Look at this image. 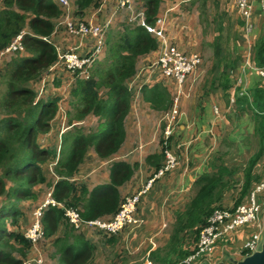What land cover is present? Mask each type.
Masks as SVG:
<instances>
[{"label":"crops","instance_id":"0c3cea01","mask_svg":"<svg viewBox=\"0 0 264 264\" xmlns=\"http://www.w3.org/2000/svg\"><path fill=\"white\" fill-rule=\"evenodd\" d=\"M69 2L70 16L77 21L93 22L105 27L106 46L109 34L113 33L116 37L120 32L121 24L128 20V13L119 8V0H100L98 6H91L81 13L77 8L78 0H69ZM187 3L190 4L186 5ZM182 4L184 6H181ZM0 6H4V3L0 2ZM135 7L146 13L143 0H135ZM197 8L201 9L203 16L206 17V26L209 23L213 25L212 21H214L210 13V20L208 19L207 10L210 12L215 9L216 13H221L222 22L216 31L211 27L209 34V30L202 28L200 13H193L194 10L198 11ZM157 18H162L165 22V40L158 39V49L142 57L138 70L144 69L148 60L158 58L164 48L174 46L186 55L201 57L202 65L197 71L198 80L197 82L189 80L183 88V93L179 95L177 81L166 78L160 69L152 71L145 69L141 73L137 72L140 77L136 81L137 86L132 93L130 111L125 120L126 137L122 147L118 153L107 158H101L93 149H89L83 164L73 176V184L78 190L71 194L68 202L79 210L81 216L82 213H89L87 219H96L97 215L103 213L109 204L114 203L115 198L107 189L112 185V181L116 180L119 183L122 178L127 177L124 183L115 185L119 195L118 200L122 202L126 196L142 190L156 175L159 165L162 164V160L158 164L162 154V111L154 108L146 100V95L158 85H163L169 91L172 104L176 99L180 104L181 112L173 141L175 145H182L180 148L176 146L180 165L176 170L155 180L152 188L141 196L137 211L138 215L145 219L143 225L126 228L116 236L105 238L98 233H90L84 229L75 230L62 219L56 232L47 237L41 245L40 255L43 257V264H58L59 256L54 243L57 239L64 237L69 229L68 226L75 231L74 234L83 236L85 242L91 247L92 253L88 264H97L104 249L115 256L118 253L128 258L133 251L141 250L144 246H147L144 249L148 252L157 249L164 251L172 240L177 214L186 211L188 204L200 188L199 179L204 175L216 174L217 168L224 164L234 172L230 180L235 184L224 190L221 194L222 198L211 206L213 208H234L238 203H240L238 206L251 203L252 192L264 183L263 153L252 169L251 187L247 193L244 191L243 186L249 161L259 148L258 142L252 144L250 139L253 137L254 141H257L252 135L251 113L243 112L242 106L235 103L232 111L227 114L231 108V98L241 91L240 87L235 86V79L238 77L237 68L242 66L244 56L245 59L248 56L245 52H240V47L246 44L252 45L250 50L252 56L255 45L264 36V0L253 2L249 23L255 29L250 36L255 37L251 38L245 34L246 21L242 17L237 0H161ZM63 19L62 14L52 19L54 32L50 37V42L56 48L57 59L54 65L45 72L46 74L43 73L47 79V92L44 99L56 100L58 104L51 129L37 136L39 146L50 152L48 160L42 165L46 183L35 187L34 199L17 204L16 211L19 214L16 212L14 217L7 220L8 228L12 233L24 232L29 225L33 208L40 204L47 191L50 190V186L58 182V178L50 170L52 168L50 163L57 157V150L62 146L63 134L71 129L70 117L73 118V123H76L78 100L72 94L76 83L75 73L68 70L65 63L59 61L58 53L77 47L78 52L86 56L96 46L94 38H82L69 34L66 28L60 25ZM225 25L227 28H224ZM229 26L232 29L230 32ZM257 31L260 32V36H257ZM208 51L211 52L210 56L207 54ZM235 52L238 54L237 57L234 56ZM20 55L31 56L28 53L0 54V94L5 91V66ZM255 78L257 80H250L248 91L243 97L249 98L248 95L252 88L264 87L261 80L256 76ZM213 107L220 108L222 116L226 118L225 122L222 123L216 119ZM2 119L3 114L0 110V125ZM243 121H246L243 131L248 135L243 140L234 142L233 132L241 131L240 124ZM103 123L98 117L89 115L84 121L75 125L82 126L85 134H91L99 132L103 128ZM226 131H228L227 134H225ZM190 141L192 143L188 145ZM216 141H219L218 145ZM224 142H228L226 145H234L232 153L219 152V147L225 146L222 145ZM241 143H246V145L242 146ZM243 153L248 155V161L242 166ZM253 178L258 179L254 181ZM225 179L229 177L226 176ZM12 185L9 181L6 188L9 189ZM256 199L260 204L258 221L222 235L212 251L199 259L196 264H239L253 254L248 250L249 242L257 234H260V244L264 238V189L256 194ZM91 203L98 208L88 212V205ZM1 206L0 201V208ZM113 215V212H107L100 218L110 219ZM180 238H184L183 250L192 254L199 237L196 240L192 239L188 232L187 235L181 234ZM73 243L71 241V244ZM49 254H51V259H49ZM37 256L31 253V249H28L25 254V258L30 257L34 264H37ZM17 257L21 258L20 255ZM125 260L122 264H128L124 263ZM150 263L147 262V264Z\"/></svg>","mask_w":264,"mask_h":264},{"label":"trees","instance_id":"16d2710c","mask_svg":"<svg viewBox=\"0 0 264 264\" xmlns=\"http://www.w3.org/2000/svg\"><path fill=\"white\" fill-rule=\"evenodd\" d=\"M0 2L4 3V6H0V52L4 51L18 35L24 33L22 45L25 52L31 55H20L21 57L18 56L5 66V91L1 94L0 100V110L3 114L0 125L2 202L0 264H22V259L25 258L31 244L26 240L24 232L12 233L7 220L15 216L19 202L34 199L35 187L46 183L42 165L48 160L50 152L39 146L37 136L51 129L58 104L56 100L43 98L37 100V97L43 73L48 71L57 59L55 48L44 38L52 34L54 30L52 19L59 17L62 12L51 0H0ZM143 2L146 13L144 10H136L144 11L146 23L155 26L161 0ZM99 4L100 0H78L77 8L81 13ZM105 48L87 78H80L79 71L75 72L76 83L72 91L74 98L78 100L76 123H81L90 115L102 120L103 128L97 133L85 134L84 128L75 125L73 118L70 117L71 129L62 136L60 159L55 165L52 163L56 162V158L50 163L54 176L58 178V182L50 186L54 199L70 207L75 206L68 202V198L78 190L71 178L83 164L89 149H93L101 158H107L118 153L122 147L126 137L125 120L130 111L132 98L128 84L136 76L142 57L158 49V38L141 25L129 23L127 20L121 24L116 37L113 33L109 34ZM250 61L258 67H264V36L255 45ZM248 96L249 98L237 94L235 99V103L242 106L243 112L251 113L252 135L256 137L259 146L258 152L249 161L243 186L246 193L251 187L252 169L264 153V87L252 88ZM146 100L162 112L168 111L172 105V97L163 85L153 88L146 95ZM239 138V135L234 137V142L239 141ZM172 140L174 141V137ZM161 160L159 169L164 162L163 150L158 164ZM233 174L234 172L224 164L217 168L216 174L204 175L199 179L200 188L195 197L185 212L177 214L172 240L164 251L157 249L148 252L147 262L179 264L190 255V252L183 250L184 238H180L181 234L187 235L189 232L191 238L195 240L199 237L213 212L216 209H223L211 206L222 198L221 194L226 188L235 184L230 180ZM226 176L229 179H225ZM126 178L119 179V183L114 180L112 185L107 187L115 198L114 203L109 204L96 219L107 212L114 214L118 212L122 202L118 200L115 185L124 183ZM257 179L253 178L254 181ZM9 181L13 185L7 189ZM88 206V212L98 208L93 203ZM88 214L82 213V218L94 220L87 219ZM63 217V212L59 209L52 208L45 212L43 223L46 237L56 232ZM68 228L70 230L68 229L64 237L54 243L59 256L58 264H88L92 253L91 247L83 236L74 234L75 231L69 226ZM71 241L74 243L71 244Z\"/></svg>","mask_w":264,"mask_h":264},{"label":"built area","instance_id":"2783aa9c","mask_svg":"<svg viewBox=\"0 0 264 264\" xmlns=\"http://www.w3.org/2000/svg\"><path fill=\"white\" fill-rule=\"evenodd\" d=\"M60 4L66 11L64 20L60 25H64L73 36L82 38L96 39V46L86 56H82L78 52V48L71 49L67 52H59V61L65 63L68 70L75 73L79 71L80 78L89 76V69L93 67L106 46V30L105 27L94 24L93 22H83L72 19L68 9L70 8L69 0H54ZM257 0H237L238 7L242 17L246 21L248 31H255L249 23L253 11V2ZM119 8L128 13V22L139 24L146 28L154 37L165 40L164 27L165 22L162 18L157 19L156 25L152 26L146 23L144 11H137L134 0H119ZM24 33L18 35L12 43L1 52L4 54L25 53V48L22 45ZM48 38H44L47 40ZM50 42V41H49ZM202 65V59L198 55H186L179 51L176 47L170 46L162 50L161 55L155 60L146 62L144 69L138 70H154L160 69L162 74L168 79H174L179 85L178 93H183L184 86L191 80L197 82L198 70ZM235 86L240 87L241 91L237 92L243 96L249 88V78L257 77L264 82V67H258L252 61H244L242 66L236 72ZM140 74L130 80L129 90L133 93L137 86V79ZM258 79V80H259ZM40 96L46 92V79H43L40 84ZM139 93V89H138ZM236 93V94H237ZM236 94L231 98V102L235 103ZM219 107L214 108V115L221 119ZM180 117V104L176 99L169 111L162 115L161 122L163 123V141L162 148L164 154V163L156 175L148 182V184L138 193L131 196H126L119 207L117 213L110 219L83 220L76 209L68 208L63 203L54 199L53 189L49 190L40 204L32 211L30 215V225L24 232V236L31 244V253L37 254V264H43V257L40 255V248L45 241L43 218L44 214L50 208L62 209L65 219L69 225L75 230L84 229L90 233H98L104 237H112L121 233L126 228L139 227L145 223V220L137 213L138 205L141 196L152 188L155 180L166 175L167 173L176 170L180 165L179 158L176 154V146L174 145L173 137L175 135L176 125ZM59 152V149H58ZM56 164V163H55ZM54 164V165H55ZM52 170V168H51ZM264 189V183L260 184L251 194V203L240 205L237 208H221L216 209L208 218L207 224L200 232L199 240L194 252L187 257L181 264H196L206 254H209L215 246L217 240L224 234L241 228L258 220L260 204L257 202L256 194ZM260 243V234H257L248 244V250L255 251ZM23 264H34L30 257L23 261Z\"/></svg>","mask_w":264,"mask_h":264},{"label":"rangeland","instance_id":"374dc122","mask_svg":"<svg viewBox=\"0 0 264 264\" xmlns=\"http://www.w3.org/2000/svg\"><path fill=\"white\" fill-rule=\"evenodd\" d=\"M190 3H187L186 5H189ZM185 5V6H186ZM181 6H184V4H182ZM198 9V8H197ZM196 12H199L200 13V23H201V25H202V28L203 29H207V30H209L208 32H209V34H210V29H211V27H212V29L214 30V31H216L217 30V28H218V25L222 22V16L220 15L221 13H216V10L215 9H213L212 11H208L207 10V14H208V19L210 20V15L212 16V20H214V21H212L213 22V25H211L210 23L208 24V26H206L205 25V22H206V17L205 16H203V12H202V10L200 9H198V11H196V10H194L193 11V13L195 14ZM209 13H210V15H209ZM214 14H216V15H214ZM209 22H211V21H209ZM224 28H227L226 27V25H225V27ZM246 30H245V34H246V36H248V38H251V37H255V36H250V35H252V33L254 32V31H248V29L247 28H245ZM227 31V30H226ZM230 31H232V29H231V26H229V32ZM250 36V37H249ZM257 36H260V32H258L257 31ZM244 47V48H243ZM252 49V45H249V44H246V45H242V48L240 47V52H245V55H248L247 56V58L245 59V56H244V60L242 61V63L241 64H243L244 63V61H248L249 60V56H251V54H250V50ZM230 51H231V49H230ZM207 54H208V56H210L211 55V52L210 51H208L207 52ZM232 55H233V53H231ZM237 53L235 52V54H234V56L235 57H237ZM204 57H205V54H204ZM100 60V59H99ZM210 62H212L211 60H210ZM98 63V62H97ZM96 63V64H97ZM251 79H256L255 77H250L249 78V82H250V80ZM257 80V79H256ZM262 84H263V86H264V82H262ZM3 93V92H2ZM1 93V94H2ZM1 94H0V100L2 99V97H1ZM238 94V93H237ZM231 108L228 110V112H227V114L228 113H230L231 111H232V107H234V105H235V103H232L231 102ZM213 109H214V107H213ZM220 112V115L222 116V112L221 111H219ZM222 117H224V115L222 116ZM217 120H219L220 122H225L226 121V118L224 117V118H222V119H217ZM250 123L253 125V121L251 122L250 121ZM226 126H227V124H225ZM241 125V132H237V131H235V132H233V139H234V137H236V136H240V138H239V141H241V140H243V138L245 137L246 138V136L248 135V133H245L244 131H243V128L244 127H246V121L244 122H242V124H240ZM245 130H246V128H245ZM228 133V131H226V133L225 134H227ZM251 139V143L252 144H256L257 143V141L255 142L254 141V138L252 137V138H250ZM250 139H248L249 141H250ZM194 139H192V141H193ZM192 141H190V142H188V145H190L191 143H192ZM217 145L219 144V141H216L215 142ZM226 144H228V142H224V143H222V145H225V146H222V147H219V152H221V153H226V152H229V153H232V150H233V148H234V145L232 146V145H226ZM242 144V146H244V145H246V143H241ZM244 151V150H243ZM247 157H248V155H246V153H243V155L241 156V164H242V166L245 164V162L247 163V161H248V159H247ZM246 159V160H245ZM245 160V161H244ZM48 192V191H47ZM145 247H147V246H144L143 248H141V250L139 249V250H137V251H133L131 254H130V258H128V257H126L124 254H118L117 253V255L115 256L113 253L111 254L110 252H107L105 249H104V251L102 252V255L99 257V262L97 263V264H122V261L123 260H125L124 261V263H128V264H147V258H148V251L146 250L145 251ZM259 248H260V246H259ZM145 254V255H144ZM128 258V259H127ZM49 259H51V254H49ZM150 264H152V263H150Z\"/></svg>","mask_w":264,"mask_h":264},{"label":"clouds","instance_id":"9594fccd","mask_svg":"<svg viewBox=\"0 0 264 264\" xmlns=\"http://www.w3.org/2000/svg\"><path fill=\"white\" fill-rule=\"evenodd\" d=\"M51 1H52L54 4H56V5L60 8V10H61V12H62L61 14L65 17V15H66V11H67V10H65L60 4H58V3L55 2L54 0H51ZM68 11H70V8L68 9ZM69 14H70V13H69ZM71 17H72V16H71ZM72 19L76 20L74 17H72ZM63 20H64V19H63ZM63 20H61V22H62ZM145 21H146V20H145ZM61 22H60V24H61ZM83 22H84V21H83ZM62 26H64V25H62ZM64 27H65V26H64ZM142 27H143V26H142ZM65 28H66V27H65ZM144 28H145V27H144ZM66 30H67V29H66ZM53 32H54V30H53ZM53 32H52V34H53ZM52 34H51L49 37H46V38H48V39L45 40V41H47L49 44H51V42H49V41H50V37L52 36ZM51 45H52V44H51ZM52 46H53V45H52ZM53 47H54V46H53ZM54 48H55V47H54ZM55 50H56V48H55ZM2 52H3V51H2ZM56 53H57V51H56ZM13 54H14V53H13ZM19 54H21V53H19ZM23 54H26V52L23 53ZM95 63H96V62H95ZM94 65H95V64H94ZM94 65H93V66H94ZM92 68H93V67H92ZM92 68H91V69H92ZM91 69H89V72H90ZM45 74H46V73H45ZM45 74H43L41 81H42L43 79H46ZM41 81H40V83H39V87H38V97H37V100L42 99V98L44 99V95H45V94H43L42 96H40V91H39V90H40V84H41ZM46 90H47V79H46ZM45 93H46V92H45ZM172 105H173V104H172ZM172 105H171V107H172ZM219 109H220V108H219ZM169 110H170V109H169ZM169 110H168V111H169ZM220 111H221V110H220ZM166 112H167V111H166ZM180 112H181V110H180ZM164 113H165V112H162V115H163ZM221 117H222V116H221ZM161 118H162V116H161ZM222 118H224V117H222ZM222 118H221V119H222ZM216 119H219V118L216 117ZM178 121H179V120H178ZM161 123H162V122H161ZM162 125H163V123H162ZM176 126H177V125H176ZM163 127H164V126H163ZM162 141H163V132H162ZM180 146L182 147V145H180ZM179 148H180V147H179ZM58 149H59V152H58V150H57V157H56V162H55V163H57L58 160L60 159L61 148L59 147ZM162 150H163V148H162ZM176 154H177V152H176ZM177 156H178V155H177ZM179 162H180V161H179ZM55 163H52V164H55ZM163 163H164V162H163ZM52 164H51V165H52ZM50 170H51V169H50ZM51 171H52V173H53V167H52V170H51ZM158 171H159V170H158ZM53 174H54V173H53ZM71 180L74 181L73 178H71ZM50 190H52V188H50ZM55 200H56V199H55ZM58 202H60V201H58ZM61 203H63V204H64L66 207H68V208L76 209V208H74V207H70V206L66 205L64 202H61ZM121 204H122V203H121ZM36 207H37V206H36ZM36 207H35V208H36ZM35 208H33V210H34ZM50 209H52V208H50ZM50 209H49V210H50ZM55 209H57V208H55ZM33 210H32V211H33ZM59 210H61V211L63 212V216H64L63 219H64V222H65L66 224L69 225V223H68V222L66 221V219H65L64 211H63L62 209H59ZM76 210L79 212L78 209H76ZM137 210H138V209H137ZM137 212H138V211H137ZM31 213H32V212H31ZM79 214H80V212H79ZM137 214H138V213H137ZM30 215H31V214H30ZM80 216H81V214H80ZM113 216H114V215H113ZM81 217H82V216H81ZM142 218H143V217H142ZM43 219H44V218H43ZM82 219H83V218H82ZM98 219H105V218H98ZM143 219H144V218H143ZM83 220H84V219H83ZM94 220H96V219H94ZM144 220H145V219H144ZM30 222H31V220H30ZM30 222H29V225H30ZM43 225H44V223H43ZM69 226H70V225H69ZM28 227H29V226H28ZM70 227H71V226H70ZM73 229H74V228H73ZM24 232H25V231H24ZM44 234H45V229H44ZM199 236H200V235H199ZM105 238H106V237H105ZM108 238H110V237H108ZM46 239H47V237H46V235H45V240H46ZM197 243H198V242H197ZM261 243H262V242H261ZM260 245H261V244L259 243V246H260ZM259 246H258V249H257V250H255V251H250V250H249V251H250L251 253H254V252H256V251L259 250ZM30 249H31V248H30ZM190 255H191V254H190ZM190 255H189V256H190ZM189 256H188V257H189ZM186 258H187V257H186ZM186 258H185V259H186ZM25 259H26V258H25ZM25 259H22V260L25 261ZM185 259H184V260H185ZM184 260H183V261H184ZM23 261H22V264H23ZM183 261H182V262H183ZM179 264H181V263H179Z\"/></svg>","mask_w":264,"mask_h":264},{"label":"water","instance_id":"95a60500","mask_svg":"<svg viewBox=\"0 0 264 264\" xmlns=\"http://www.w3.org/2000/svg\"><path fill=\"white\" fill-rule=\"evenodd\" d=\"M239 264H264V238L258 251L246 257Z\"/></svg>","mask_w":264,"mask_h":264}]
</instances>
